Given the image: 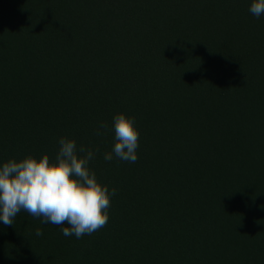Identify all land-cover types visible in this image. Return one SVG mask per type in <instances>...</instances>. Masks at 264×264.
Masks as SVG:
<instances>
[{
	"label": "trees",
	"instance_id": "obj_1",
	"mask_svg": "<svg viewBox=\"0 0 264 264\" xmlns=\"http://www.w3.org/2000/svg\"><path fill=\"white\" fill-rule=\"evenodd\" d=\"M252 2L0 0V165L54 162L67 137L99 149L89 167L116 190L108 223L80 239L23 210L0 222V264H264ZM120 113L139 131L135 163L104 159Z\"/></svg>",
	"mask_w": 264,
	"mask_h": 264
},
{
	"label": "clouds",
	"instance_id": "obj_2",
	"mask_svg": "<svg viewBox=\"0 0 264 264\" xmlns=\"http://www.w3.org/2000/svg\"><path fill=\"white\" fill-rule=\"evenodd\" d=\"M249 11L259 18L264 15V0H253ZM135 118L124 113L113 117L115 143L111 152L104 154L106 161L113 155L123 161L135 163L138 159L139 131L134 126ZM99 128L107 130L101 123ZM102 133L98 130L96 135ZM59 151L55 161L48 155L39 160L27 156L22 160L10 159L0 165V222L13 225L21 210L42 222L62 226L65 237L84 235L103 228L109 220V191L98 182L96 173L89 167L99 151L80 146L74 139L62 137L58 141ZM67 224L68 226H64ZM36 235L42 236L41 229Z\"/></svg>",
	"mask_w": 264,
	"mask_h": 264
}]
</instances>
